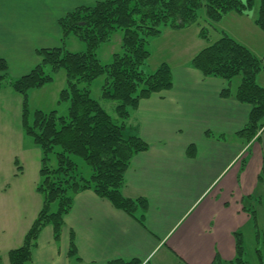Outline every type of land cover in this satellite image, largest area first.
<instances>
[{"label":"crops","instance_id":"0c3cea01","mask_svg":"<svg viewBox=\"0 0 264 264\" xmlns=\"http://www.w3.org/2000/svg\"><path fill=\"white\" fill-rule=\"evenodd\" d=\"M95 1L0 0V57L8 63V75L18 77L27 68L15 71L6 49L27 50L12 58L19 62L31 56L26 64L35 63L37 49L58 46L57 19ZM188 27H166L151 39ZM195 34L193 46L199 44V32ZM149 50L148 59L153 54ZM196 53L186 63L158 62L156 67L162 62L170 66L172 86L140 99L125 122L126 134H136L148 144L132 156L121 188L125 197L147 200L145 227L92 190H82L72 197L59 239L54 240L51 225L44 226L25 264H107L114 260L212 264L216 256L220 264H229L234 259L233 233H242L252 221L243 199L264 196V184L257 180L264 159V126L249 141L236 135L247 122L250 105L234 98L238 85L231 89V81V96L222 97L227 82L193 68L190 62ZM256 82L264 86L258 78ZM12 94L16 92L10 86H3L0 105L16 101ZM190 145L193 156L187 154ZM7 188L4 180L0 194L9 193ZM34 192L37 196L31 191L33 198L14 222L6 217L9 205L0 203V216L5 215L0 231L5 233L7 251L22 245L41 207V196L35 188ZM71 233L76 258L68 255ZM4 264H9L7 255Z\"/></svg>","mask_w":264,"mask_h":264},{"label":"trees","instance_id":"16d2710c","mask_svg":"<svg viewBox=\"0 0 264 264\" xmlns=\"http://www.w3.org/2000/svg\"><path fill=\"white\" fill-rule=\"evenodd\" d=\"M252 5L253 0H98L80 5L57 19L61 44L37 49L35 53L40 60L26 73L11 77L7 61L0 57V89L8 85L21 96L22 128L41 150L36 192L42 204L22 245L7 251L9 264H25L31 260L38 234L44 226L51 225L54 240L59 239L72 197L82 190H92L145 227L147 200L125 197L121 188L132 156L148 148L140 136L124 132L126 119L140 99L172 86L171 68L167 63H160L149 74L142 70L150 56L149 40L159 36L166 27L181 29L197 23L198 9L202 6L208 19L217 22L228 11L242 13ZM255 24L264 32V0L259 2ZM118 29L122 30L121 50L113 53L109 63L102 64L96 50ZM70 33L85 43L84 50L65 49L64 39ZM199 34L207 38L203 28ZM190 64L204 76L219 77L227 82L220 92L222 97L231 96L230 81L240 76L234 98L249 104L250 111L246 124L236 135L246 141L253 138L264 126V86L256 83V75L264 71V55L258 59L247 47L223 32L219 39L200 49ZM45 65L53 72L60 68L65 72L66 87L60 91V98L68 99V113L62 116L56 110H35L30 123L28 91L51 80L43 70ZM100 75L105 76L101 96L114 100L116 120L90 96V84ZM55 147H59L55 151L56 165L51 166L50 155ZM187 154L193 156V145L188 147ZM72 156L79 157L90 168L88 177L79 171ZM257 180L264 184V159ZM243 200V208L253 220L255 211L247 204L250 197ZM52 205L56 206L54 210ZM233 236L235 257L229 264H249L245 259L241 231L236 230ZM68 255L77 257L73 233ZM107 264L140 263L138 260H114ZM212 264H220L217 256Z\"/></svg>","mask_w":264,"mask_h":264},{"label":"rangeland","instance_id":"374dc122","mask_svg":"<svg viewBox=\"0 0 264 264\" xmlns=\"http://www.w3.org/2000/svg\"><path fill=\"white\" fill-rule=\"evenodd\" d=\"M259 2L260 0H253L252 7L242 13L228 11L217 22H211L207 17L205 7H200L197 23L189 25L188 29L180 31V33L172 32L160 38L150 39L152 41L150 45L148 44V48L153 49V54L141 67L142 70L146 74L152 73L157 63L165 61V59L172 63L183 61L186 63L192 53L198 52L201 48L219 39L223 32L247 47L258 59L262 58L264 55V32L255 24ZM200 28L204 29L207 38L205 39L199 34V44L193 46L192 41L197 40L195 32H199ZM121 37L122 30L118 29L111 33L106 42L99 45L96 53L102 64L109 63L113 53L120 52ZM60 44L61 42L58 45ZM64 47L71 52H77L84 50L86 45L73 33H70L64 39ZM22 52L27 54V50H18L14 47L5 50L8 59L12 60L11 67L15 71L27 68L26 73L36 62H39L40 58L36 54V62L31 65L26 64V60L31 56L16 62L12 58L14 53L22 54ZM43 70L45 74L51 76V80L41 87L31 88L28 91V121L30 123L33 121L35 110L43 112L56 110V113L62 116H66L68 113V99L60 98V91L66 87L64 70L60 68L53 72L49 65H45ZM256 78H258L259 83L264 85V71H260ZM104 79L105 76L100 75L91 82L90 96L99 101L112 119L116 120L114 100L101 96ZM239 82L240 76L233 77L231 89L235 90ZM4 87L8 88V85H4ZM6 90L9 91V89ZM11 97L15 98L16 101L10 100V104L0 105V184L6 180L9 192L0 194V203L6 202L9 205L10 209H8L9 212L6 217L8 221L14 222L18 220L20 213L27 207L25 203L28 204L33 198L32 193L37 196L34 194V188L36 190V185L40 181L41 150L33 143L31 137L24 133L22 128L20 95L16 93L12 94ZM58 150L59 147H55L54 152L50 155L49 164L51 166L56 165L55 151ZM72 159L78 164L79 171L88 177L91 172L90 168L79 157L72 156ZM15 173L18 176H14ZM251 200L247 204H249L248 208L255 211V218L247 223L242 230L246 252L245 259L249 264H264V196L258 200L256 198ZM55 207L52 205V210ZM4 217L5 215L0 216V223ZM2 237H5V233L0 231V264H4L8 246L7 241Z\"/></svg>","mask_w":264,"mask_h":264}]
</instances>
